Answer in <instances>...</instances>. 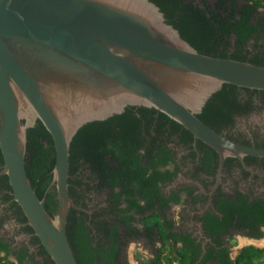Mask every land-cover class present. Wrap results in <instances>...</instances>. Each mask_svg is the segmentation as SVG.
I'll list each match as a JSON object with an SVG mask.
<instances>
[{
	"label": "water",
	"instance_id": "95a60500",
	"mask_svg": "<svg viewBox=\"0 0 264 264\" xmlns=\"http://www.w3.org/2000/svg\"><path fill=\"white\" fill-rule=\"evenodd\" d=\"M224 85L264 90V66L200 53L151 0H0V150L13 199L55 264H78L67 235L71 146L86 125L155 109L228 157L264 156L199 115ZM53 139L51 216L27 174L28 131Z\"/></svg>",
	"mask_w": 264,
	"mask_h": 264
},
{
	"label": "flooded vegetation",
	"instance_id": "af4514ba",
	"mask_svg": "<svg viewBox=\"0 0 264 264\" xmlns=\"http://www.w3.org/2000/svg\"><path fill=\"white\" fill-rule=\"evenodd\" d=\"M204 1L214 4L217 0ZM207 109L213 126L210 128L215 132L236 144L264 151V90L229 86L221 95L213 97ZM126 111L127 115L142 119L144 140L140 152L147 158L151 155L158 162L162 161L158 167L162 174L157 177V192L147 204L150 211L137 215L135 210L122 212L127 207L126 196L118 198L119 189H110L108 182L117 176L108 172L105 165H100L96 172L81 154L77 162L72 161V196L76 205L83 208L75 210L76 220H85L93 247L101 243L109 251L115 231L120 237L117 264H125V250L130 243L141 241L151 249V261L162 252V264H166L163 257L180 259V251L188 239L200 253L195 264H201L211 250H218L216 241L221 242L234 259L231 240L235 235L254 241L264 239V235L262 238L249 235L258 231L264 234V225L238 227L241 216L245 222L256 213L264 214V156L228 157L221 165V157L214 149L196 139L182 125L162 117L160 112L153 114L152 109L142 107H129ZM76 146L75 152L82 153L79 142ZM3 164L0 162V171ZM154 214H158L163 223L167 219L172 225V248L164 241H153L156 236L153 231H147L146 226L153 225ZM233 214V225L228 227L227 220ZM132 215L134 219H128ZM76 220L69 221L72 238L76 234ZM167 224L164 223L165 227ZM32 230L13 199L8 177L1 176L0 243L7 251L1 249L0 257L15 262L21 258L23 264H55ZM155 232L160 237L158 228ZM171 250L173 256L169 255Z\"/></svg>",
	"mask_w": 264,
	"mask_h": 264
},
{
	"label": "trees",
	"instance_id": "16d2710c",
	"mask_svg": "<svg viewBox=\"0 0 264 264\" xmlns=\"http://www.w3.org/2000/svg\"><path fill=\"white\" fill-rule=\"evenodd\" d=\"M151 1L160 7L168 23L179 30L181 36L200 53L215 58L233 59L264 66V0H217L214 4H209L204 0ZM249 48L255 50L251 51ZM229 86L233 85H224L222 90L213 97L221 95L222 91ZM129 112L130 110L126 111L127 114ZM152 112L154 114L157 111L152 109ZM124 113L106 121L84 126L72 142L70 164L73 160L77 162L81 154L87 162L92 163V168L96 169V172L99 171L100 165H105L108 172L117 176L108 182L110 189L113 191L119 189V193L116 194L118 198L126 196L127 207L122 212L135 210L137 215H144L150 211L147 204L157 192V177L162 174L158 167L162 161L158 162L156 157L151 155L147 158L140 152L144 140L141 130L143 121L137 116ZM209 113L206 105L198 117L211 127ZM161 114L162 117H168ZM78 142L83 149L82 153L75 152L78 150L76 146ZM144 157L148 160L143 161ZM0 162L4 163L1 150ZM54 166L53 139L44 125L38 121L36 126L28 131L26 168L36 194L40 199H45V208L51 216L58 209L56 190L52 189L46 193L53 178ZM75 167L78 169V165ZM150 169L153 170L152 173ZM77 184L87 185L82 181H77ZM69 191L73 199L71 186ZM75 214L76 211L72 209L68 217L67 235L78 264H117L120 249L118 233L114 231L113 244L109 251H106L101 243L93 247L90 230L85 220L77 222ZM130 218L134 219V215L128 217ZM151 219L153 225L146 227L149 233L153 231V235L156 236L153 241H164L172 248L170 241L174 234L170 222L164 219V223H168L165 227L158 214H154ZM234 219V214L229 216L228 227L233 225ZM242 219L241 216L238 227L246 228L254 224L255 228H258L264 225V214L256 213L245 222ZM74 220H76V234L72 238L69 234V221L74 223ZM142 222L144 223V220ZM156 228L160 230V237L155 232ZM214 233L213 231L212 234ZM249 235L262 238L264 234L258 231ZM186 242L185 248L180 251V259L177 256L173 259L163 257L166 264H173L175 261L179 264H195L200 253L194 247L193 242H189L188 239ZM215 243L218 250H211L201 264H207L209 261L216 264H261L262 262L264 249L246 247L234 259H231L227 248L219 241ZM1 249L7 251V248L0 243ZM161 254L150 264H162ZM169 255L173 256L174 252L171 250ZM0 264H23V262L21 258L15 262L8 260L7 257H0Z\"/></svg>",
	"mask_w": 264,
	"mask_h": 264
},
{
	"label": "rangeland",
	"instance_id": "374dc122",
	"mask_svg": "<svg viewBox=\"0 0 264 264\" xmlns=\"http://www.w3.org/2000/svg\"><path fill=\"white\" fill-rule=\"evenodd\" d=\"M91 203L93 204V202ZM231 244L233 258H235L239 252L246 247L253 246L258 249H264V239L258 241L248 240L238 234L233 237ZM152 257L153 253L149 246L142 241L132 242L126 247L124 261L125 264H150ZM261 261V264H264V254L262 255Z\"/></svg>",
	"mask_w": 264,
	"mask_h": 264
}]
</instances>
